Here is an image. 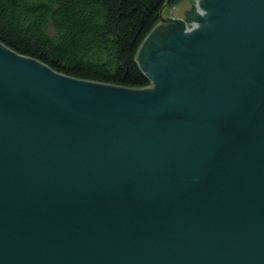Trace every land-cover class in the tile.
<instances>
[{
    "label": "water",
    "instance_id": "water-1",
    "mask_svg": "<svg viewBox=\"0 0 264 264\" xmlns=\"http://www.w3.org/2000/svg\"><path fill=\"white\" fill-rule=\"evenodd\" d=\"M151 85L0 41V264H264V0L165 7Z\"/></svg>",
    "mask_w": 264,
    "mask_h": 264
},
{
    "label": "trees",
    "instance_id": "trees-1",
    "mask_svg": "<svg viewBox=\"0 0 264 264\" xmlns=\"http://www.w3.org/2000/svg\"><path fill=\"white\" fill-rule=\"evenodd\" d=\"M183 0H0V41L58 72L151 85L136 59L165 7Z\"/></svg>",
    "mask_w": 264,
    "mask_h": 264
},
{
    "label": "rangeland",
    "instance_id": "rangeland-1",
    "mask_svg": "<svg viewBox=\"0 0 264 264\" xmlns=\"http://www.w3.org/2000/svg\"><path fill=\"white\" fill-rule=\"evenodd\" d=\"M163 15V14H162Z\"/></svg>",
    "mask_w": 264,
    "mask_h": 264
}]
</instances>
